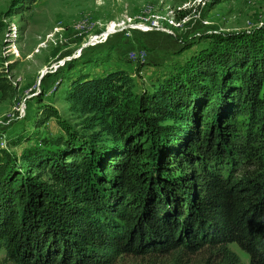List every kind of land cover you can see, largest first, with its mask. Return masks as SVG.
<instances>
[{
	"label": "trees",
	"instance_id": "16d2710c",
	"mask_svg": "<svg viewBox=\"0 0 264 264\" xmlns=\"http://www.w3.org/2000/svg\"><path fill=\"white\" fill-rule=\"evenodd\" d=\"M205 36L138 92L121 67L69 78L73 123L41 107L35 124L53 117L60 131L0 157L6 259L112 264L207 250L204 264H244L235 243L264 264V26ZM11 89L0 74V95Z\"/></svg>",
	"mask_w": 264,
	"mask_h": 264
},
{
	"label": "rangeland",
	"instance_id": "374dc122",
	"mask_svg": "<svg viewBox=\"0 0 264 264\" xmlns=\"http://www.w3.org/2000/svg\"><path fill=\"white\" fill-rule=\"evenodd\" d=\"M141 23L153 27L143 30ZM262 25L264 0H0V74L12 86L0 95V157H17L21 147L60 131L53 117L35 124L44 105L70 123L77 120L63 91L80 72L125 68L132 91L138 92L204 46L205 35ZM139 50L142 58L129 57ZM138 60L141 66L134 72ZM229 246L248 264L244 251L235 243ZM207 255V250L125 254L112 264H204ZM0 264H14L2 250Z\"/></svg>",
	"mask_w": 264,
	"mask_h": 264
},
{
	"label": "built area",
	"instance_id": "2783aa9c",
	"mask_svg": "<svg viewBox=\"0 0 264 264\" xmlns=\"http://www.w3.org/2000/svg\"><path fill=\"white\" fill-rule=\"evenodd\" d=\"M157 23H158V17L155 16V19L152 20V24L156 25ZM140 25H142V28H140V29H143V30H146V29H148V28H150V27H153L152 25H149V26L144 25V23H141ZM143 54H144V52H143L142 50H139L138 53H136V52H134V51H130V52H129V57H130V58H133V59L136 58V57H138V58H142ZM136 59H137V58H136ZM21 105H23V104L21 103ZM18 108H19V107H17L16 109L18 110ZM19 109L22 110L21 108H19ZM6 120H7V119H6Z\"/></svg>",
	"mask_w": 264,
	"mask_h": 264
},
{
	"label": "bare ground",
	"instance_id": "6f19581e",
	"mask_svg": "<svg viewBox=\"0 0 264 264\" xmlns=\"http://www.w3.org/2000/svg\"><path fill=\"white\" fill-rule=\"evenodd\" d=\"M123 24H124V23H123ZM122 26H123V25H122V23H121V24H119L118 28H121ZM115 27H116V23L113 25L112 28H109V26H108V29H114ZM20 108L23 109V106L21 105Z\"/></svg>",
	"mask_w": 264,
	"mask_h": 264
},
{
	"label": "crops",
	"instance_id": "0c3cea01",
	"mask_svg": "<svg viewBox=\"0 0 264 264\" xmlns=\"http://www.w3.org/2000/svg\"><path fill=\"white\" fill-rule=\"evenodd\" d=\"M122 68V67H121ZM123 69H125V68H123ZM126 70V69H125ZM84 72V71H83Z\"/></svg>",
	"mask_w": 264,
	"mask_h": 264
}]
</instances>
